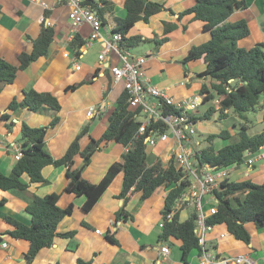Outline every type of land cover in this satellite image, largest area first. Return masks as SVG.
Masks as SVG:
<instances>
[{"label":"crops","instance_id":"crops-1","mask_svg":"<svg viewBox=\"0 0 264 264\" xmlns=\"http://www.w3.org/2000/svg\"><path fill=\"white\" fill-rule=\"evenodd\" d=\"M110 1L115 5V16L124 17L125 0ZM151 1L165 4L176 14L161 12L153 16L149 23L138 22L130 30L129 36L140 35L149 40L155 39L156 35L159 39L163 38L165 21L176 23L178 28L168 35L169 41L162 46L157 47L155 41L148 43L152 54L146 55L147 80L152 85L167 90L175 101L201 97L200 89L203 83H209L208 80L205 81L197 76L206 69L204 59L191 61L186 66L183 65L182 60L192 47L210 40L211 34L203 29L204 23L193 21L192 15L185 16L181 20L178 18V14L193 7L196 0ZM245 1L247 8L237 10L231 20H247L251 33L241 40L239 45L248 49L264 42V0ZM0 7V55L14 66L19 65L21 53L33 51L32 39L39 36L43 23L55 29V38L49 48V55L40 58L26 70L19 71L15 82L3 87L0 94V114L6 112L7 106L14 98L21 101L25 90L50 92L61 104L60 122L55 128L50 129L46 136V148L53 157H63L70 143L85 126H89V136L81 140L82 149L89 144L90 136L99 139L108 127V119L118 97L124 91L123 83L114 82L107 63L101 64L98 58L106 42L111 41L114 27L112 17H109L107 24L103 25L102 37L99 40H91V25L84 23L74 29L69 20V9L64 4L56 5L49 11L47 17L46 11L31 0H0ZM184 26L187 29H184ZM76 34H80L85 40V46L79 55L70 46ZM135 49L130 51L135 54ZM65 54H68V57ZM75 57L77 60L73 63ZM118 62L117 57H113L110 64ZM77 64L81 66L80 70H76ZM95 73L97 76L93 78L92 83L82 85L75 91H66L67 87L78 84ZM206 105L208 104L201 103L194 112L202 114L201 108ZM91 108L94 109V115L89 118L87 113ZM8 114L10 115L8 122L0 121V170L7 175L12 172L17 162L15 149L21 146L19 140L21 124L25 122L31 127H41L52 121L50 113H33L27 109L9 111ZM257 118L259 121L264 120V101L259 106ZM227 120H233L235 124L240 123L239 118L232 113ZM209 122L213 124L202 123L201 132L219 134L223 131L216 117ZM241 124L243 127V123ZM245 125L249 127L254 123L248 121ZM231 134L233 135L234 132ZM176 145L174 140L159 145L154 161H150L148 156L149 164L161 161L166 165L173 156L172 152L176 149ZM126 151L127 149L116 141L104 143L103 148L94 154L91 164L83 168L84 178L93 183L100 182L110 166L119 161ZM249 157L253 158L254 164L249 166L244 163L232 168L229 180L232 182L251 180L256 184H264V147L256 153L249 154ZM82 167L83 159L79 156L76 158L75 168ZM43 174L49 180L48 185L31 184L27 191L23 192L0 190V202L4 201L0 204V264H76L78 259L91 261L92 264H185L182 260L179 240L172 239L168 243L158 241L163 226L161 211L167 195L166 185L157 189L145 201L141 200V193L133 196L126 210L134 216V220L117 222L116 213L123 206V200L118 198L124 178L123 173L114 179L90 212L83 210L85 197L64 192L67 183L65 167L47 166ZM232 174H234L233 178ZM22 180L28 183L29 177L23 175ZM51 193L60 194L58 205L61 208L74 205L72 215L60 222L57 231L59 233L76 231L77 234L73 238H55L50 248L43 249L34 261L29 263L26 254L30 243L9 234L12 226L5 221V217L11 216L30 225L31 215L26 211L27 206L34 196L44 197ZM215 204L216 200L209 196L205 202L207 214L212 212L211 208L215 209ZM186 210L184 209L180 214L181 221L190 216L185 212ZM247 230L251 235L250 244L236 240L224 225H216L214 231L206 237V247L223 258L249 255L255 261L264 262V229H257L251 223L247 225ZM114 232L120 246L110 243L106 238L108 233ZM221 233H225V237H220ZM163 245L169 247L167 256L161 254ZM188 264H200L198 250L191 252Z\"/></svg>","mask_w":264,"mask_h":264},{"label":"trees","instance_id":"trees-1","mask_svg":"<svg viewBox=\"0 0 264 264\" xmlns=\"http://www.w3.org/2000/svg\"><path fill=\"white\" fill-rule=\"evenodd\" d=\"M82 5L90 7L96 12L102 25H106L108 18L112 17L113 33H120L123 49H134L142 43L155 41L157 47L169 41L168 35L178 28L176 23L164 22L165 36L149 40L140 35L129 36L130 30L138 23H149L151 18L161 12L175 15V11L163 3L151 0H125V16H115V5L110 0H83ZM247 8L245 0H196L193 7L178 14L179 20L185 16H193V21L204 23L203 29L210 32L211 38L207 42L194 46L182 60L184 66L191 61L204 59L206 69L197 76L209 83H203L200 95L203 104H210L202 114L188 112L191 121H217L227 120L231 113L243 120L238 141L227 144L216 150L213 145L195 152L194 164L201 170L205 165L211 167L230 168L242 165L246 152L256 153L264 147V130L254 136L247 133L246 114L255 111L264 101V42L255 44L251 48H243L239 42L247 38L251 31L247 20H231L237 10ZM1 10V7H0ZM49 11H46V17ZM187 29L186 26L183 27ZM55 38V29L45 23L36 39H32L33 51L19 55V65L14 66L0 55V94L5 85L13 84L19 71L26 70L40 58L49 55V48ZM77 55L85 46V40L76 34L70 42ZM187 71V69L185 70ZM95 73L82 82L69 86L66 91H75L80 86L90 84ZM129 94L126 90L118 97L116 106L108 119V127L99 138L90 136L89 144L82 149L81 140L89 136V126H85L68 146L61 158H55L46 148V136L50 129L55 128L59 122L61 104L58 98L50 92H38L34 89L25 90L24 98L19 101L14 98L7 106L6 112L0 114V121L8 122L9 111L27 109L33 113L52 115V121L41 127H31L27 123L21 124L20 142L22 156L15 163L12 172L7 175L0 170V190L27 191L31 184L48 185L49 180L44 177L43 170L47 166L65 167L67 183L64 192L85 197L83 205L85 212H90L98 203L105 191L120 174H124L119 199L123 206L116 213V220H134L126 207L133 196L141 193V200L148 199L157 189L166 185L167 195L164 208L161 211L162 231L158 237L159 243H168L172 239L181 242L182 260L188 264L192 251H200L199 239L196 234L197 213L193 209L189 218L181 221L180 214L185 209V203L178 206L179 200L191 186V179L185 170L179 168L175 157L172 156L166 165L161 161L153 164L148 162V143L146 138L153 128L160 133L166 132V125L158 123L149 127L145 135H139L142 124V109H130ZM169 111L181 113L173 107ZM230 130H223L219 134L208 136L210 143L217 138L232 139ZM116 141L127 149L119 161L113 163L105 176L98 183L84 178L83 168L89 166L94 154L103 148L104 143ZM83 159V167L75 168L77 157ZM27 175L29 182L25 183L22 176ZM216 199V212L207 218L210 225H224L230 235L236 240L246 244L251 243V235L247 230L248 224H254L257 229H264V184H256L251 180L232 182L224 180L213 191ZM60 194L51 193L44 197L34 196L26 211L31 215V224H25L11 216L5 221L12 226L9 234L16 239H24L30 243L26 259L32 263L37 255L45 248H50L55 238H73L77 232L59 233L58 226L67 216L72 215L74 205L67 208L58 205ZM1 201L0 204H3ZM190 209V208H189ZM188 210V209H187ZM107 240L120 246L115 232L108 233ZM76 264H92L91 261L78 259ZM127 264V263H125Z\"/></svg>","mask_w":264,"mask_h":264},{"label":"built area","instance_id":"built-area-1","mask_svg":"<svg viewBox=\"0 0 264 264\" xmlns=\"http://www.w3.org/2000/svg\"><path fill=\"white\" fill-rule=\"evenodd\" d=\"M39 4L43 10L51 11L58 4H64L69 9V20L74 29L79 28L84 23H89L92 27L91 40H99L103 25L96 12L90 7L82 5L83 0H31ZM122 35L120 33H112L111 41L106 42V46L99 55L101 64L107 63L108 68L113 76L114 82L123 83L124 90L129 94L130 109H142V124L139 128V135H145L149 127L158 123H164L167 127L166 132L160 133L158 128H153L152 133L146 138V142L150 146H157L159 142L168 143L175 141L176 149L172 155L175 157L176 164L179 168L188 172L191 179V186L187 192L183 194L178 202V206L185 203V209L193 208L197 213V229L196 234L201 247L199 251L200 264H264V262L255 261L249 255H239L233 258H223L217 256L206 247V237L214 231L216 225L207 223V218L216 212L211 208L212 212L206 213L205 196L209 195L213 200L215 196L213 191L226 179H229L230 168H217L205 165L199 170L195 164V152L192 149L194 145L193 134L196 123L190 120L188 112L195 111L202 103L201 97H195L191 100L175 101L165 89L152 85L145 76V65L147 57L143 55L133 54L128 49L120 46ZM68 57V54H65ZM113 57H117V64H110ZM77 57L72 61L75 63ZM81 66L76 65V70H80ZM168 107L180 111L174 113L169 111ZM91 118L94 115V109L91 108L88 113ZM251 152H246L244 163L251 166L254 164L253 158L249 157ZM22 156L21 146L15 149V157L20 159ZM100 232V231H98ZM225 233H221L220 237H225ZM6 246V244L4 245ZM162 256L169 254V247L163 245L161 248Z\"/></svg>","mask_w":264,"mask_h":264},{"label":"rangeland","instance_id":"rangeland-1","mask_svg":"<svg viewBox=\"0 0 264 264\" xmlns=\"http://www.w3.org/2000/svg\"><path fill=\"white\" fill-rule=\"evenodd\" d=\"M148 43L149 42L142 43L140 46L136 47L135 54L136 55H140L141 54V55H144V56L151 55L152 54V49L150 48V45ZM209 106H210V104L206 105L205 107L202 106V108H201L202 113H204ZM258 113H259V107L255 111H251V112L246 114V117H247L246 121L247 122L249 121V123L252 121L254 123L253 126L247 127L248 128L247 133L250 136H254V135L258 134V133H261L263 131V129H264V120H262V121L258 120V118H257V114ZM233 115H235V114H233ZM239 120H240V123H237V124H235L236 122L233 121V120H230V121L229 120L218 121V123L221 124V126L223 127V130H227L228 129L231 132H234V134H233L232 139H230V140H226L225 141V140H223L221 138H217L213 143H210L209 141H207L208 140V136L211 135V134H207L204 131L201 132V129H200V127H201L203 122H206L204 125H206V124L212 125L213 123H211L209 121H200L201 123H196L195 126H194L195 133L192 135L193 139H194L195 146H196V151H201L203 149H206V148L210 147L211 145H213L214 148L216 150H218L219 148L224 146L223 145L224 143H226V144L230 143L231 144V143H234V142L238 141V139H239V135L238 134L242 130V124L241 123H244L243 120H241V119H239ZM162 143L163 142H159L157 144V146H150V145L148 146L147 153H148L150 161H154L155 155L157 154V150H158L157 147L159 145H161ZM165 151H166V149H165ZM233 176H234V174H232V178H233ZM207 199H209V195L205 196V202L207 201ZM185 212L190 215L193 212V208H190V209L186 210Z\"/></svg>","mask_w":264,"mask_h":264}]
</instances>
